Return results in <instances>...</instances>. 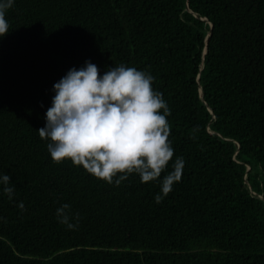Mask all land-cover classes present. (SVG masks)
<instances>
[{
	"label": "trees",
	"instance_id": "1",
	"mask_svg": "<svg viewBox=\"0 0 264 264\" xmlns=\"http://www.w3.org/2000/svg\"><path fill=\"white\" fill-rule=\"evenodd\" d=\"M6 20L0 175L15 195L0 185V264H264V0H14ZM86 61L155 78L174 148L158 180L53 162L37 130L53 85ZM63 204L77 228L58 222Z\"/></svg>",
	"mask_w": 264,
	"mask_h": 264
},
{
	"label": "clouds",
	"instance_id": "2",
	"mask_svg": "<svg viewBox=\"0 0 264 264\" xmlns=\"http://www.w3.org/2000/svg\"><path fill=\"white\" fill-rule=\"evenodd\" d=\"M13 6L14 0H0V37L9 33L6 13ZM154 79L149 72L123 63L103 76L91 61L80 69H70L53 85L55 95L46 112V125L37 130L41 139L50 141L47 149L53 162L71 160L117 186L133 173L142 183L158 180L173 159L174 148L167 119L171 111L163 94L154 91ZM184 166L183 157L176 158L173 171L161 181L156 203L181 180ZM10 182L9 174L0 175L3 193L11 201L15 188ZM18 207L26 211L22 201ZM56 217L70 230L79 226V213L73 215L69 204L59 207Z\"/></svg>",
	"mask_w": 264,
	"mask_h": 264
},
{
	"label": "water",
	"instance_id": "3",
	"mask_svg": "<svg viewBox=\"0 0 264 264\" xmlns=\"http://www.w3.org/2000/svg\"><path fill=\"white\" fill-rule=\"evenodd\" d=\"M201 94H202V92H201Z\"/></svg>",
	"mask_w": 264,
	"mask_h": 264
}]
</instances>
